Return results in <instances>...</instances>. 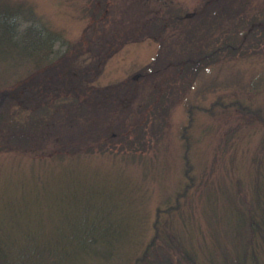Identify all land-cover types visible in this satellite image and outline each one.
Returning a JSON list of instances; mask_svg holds the SVG:
<instances>
[{
  "label": "rangeland",
  "instance_id": "1",
  "mask_svg": "<svg viewBox=\"0 0 264 264\" xmlns=\"http://www.w3.org/2000/svg\"><path fill=\"white\" fill-rule=\"evenodd\" d=\"M0 1L58 36L52 57L94 64V89L50 125L22 112L14 137L3 118L0 233L38 243L75 224L91 246L76 264H135L160 232L195 264L234 253L237 209L264 206V0ZM59 62L0 61V90L61 83Z\"/></svg>",
  "mask_w": 264,
  "mask_h": 264
},
{
  "label": "trees",
  "instance_id": "2",
  "mask_svg": "<svg viewBox=\"0 0 264 264\" xmlns=\"http://www.w3.org/2000/svg\"><path fill=\"white\" fill-rule=\"evenodd\" d=\"M172 18L175 19L176 17L173 16ZM162 24L165 25L164 22ZM159 27H163V25L159 24L156 27L157 33L160 30ZM250 36H254L251 29L245 37ZM57 38L58 36L52 35L51 31L47 30L29 7L14 6L0 1V61L13 60L16 62L22 58L30 60L34 65H39L38 63H42V61L49 65L56 60L58 62L59 59L60 62L55 63L54 67L59 70V75L63 80L61 83L60 78L55 81V78L49 74V85H45L43 88H40L36 80L32 79L25 83H19L15 88L0 90V126L5 125L3 118L9 116L6 118L11 125H8L7 129L13 135L14 132L18 131L16 129L22 131L21 120L17 119L23 114L22 112H29V122L33 124L40 121L50 125L48 118L52 117L50 115L51 113L53 115V111L65 104L64 101L68 99L77 101L78 99L79 103L82 104L79 97L87 96V93H91V90L94 89L90 85L94 64L91 66L90 62L85 63V59H81L80 56L74 57V62L69 63L65 57H62L63 53L57 54V57H52L49 44L51 39L56 40ZM237 46L238 43L234 44L233 42L231 49L238 48ZM105 52L100 53L101 61L104 60ZM198 59L199 62H202V56H199ZM46 64L45 67H47ZM62 74H64L63 77ZM93 97L92 95L90 98L93 99ZM98 100L100 101L99 98ZM99 101L97 104H101ZM35 110L37 112H34ZM44 117H47L46 120ZM10 118H13L14 122H11ZM14 137L16 136L14 135ZM4 195V193L0 194V201ZM1 203L2 207L5 206L4 208L18 209V206H14L12 202ZM170 210L168 209L166 212ZM237 210L239 217L235 222H232V225H234L235 232H238L236 234L238 247L234 253H222V260L219 264H264V206L262 207L259 202L258 204L255 202V205L252 204L249 209L238 208ZM159 214L160 212L157 214L156 226ZM71 226L72 228H69ZM69 227L71 238L62 234L59 237L47 236L38 243L32 239L30 230L27 233H22L20 236L22 240L16 235L13 237L12 233L3 235L1 231L0 264H76L85 258L84 253H88L91 246L86 234L78 230L79 228L75 224H69ZM239 230H242L243 233ZM239 232L242 233L240 235V237L242 236L241 241L239 240ZM157 234L150 240L143 253L136 258L135 264H195L194 254L188 253L184 249L177 255L165 252L163 247L167 241L173 249L182 248V244L179 242H169V240L175 239L174 235H166L163 232ZM101 237L104 238L105 235L102 234ZM157 239H159L160 245H158ZM91 240L92 248L95 249L92 252H95L100 242L95 238H91Z\"/></svg>",
  "mask_w": 264,
  "mask_h": 264
}]
</instances>
